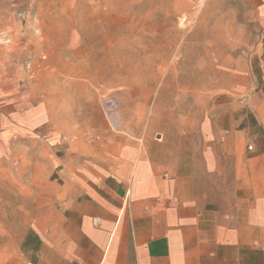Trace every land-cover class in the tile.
Masks as SVG:
<instances>
[{"label":"crops","instance_id":"crops-1","mask_svg":"<svg viewBox=\"0 0 264 264\" xmlns=\"http://www.w3.org/2000/svg\"><path fill=\"white\" fill-rule=\"evenodd\" d=\"M18 31L0 27V157L31 166L32 215L0 264H264V83L230 87L169 147L73 120Z\"/></svg>","mask_w":264,"mask_h":264},{"label":"rangeland","instance_id":"rangeland-1","mask_svg":"<svg viewBox=\"0 0 264 264\" xmlns=\"http://www.w3.org/2000/svg\"><path fill=\"white\" fill-rule=\"evenodd\" d=\"M247 4L0 0V27L34 41L41 62L50 56L53 95L70 103L73 120L102 118L113 133L146 131L170 147L179 122L197 120L230 87L264 83V18L248 15ZM30 167L0 157V250L32 215Z\"/></svg>","mask_w":264,"mask_h":264},{"label":"built area","instance_id":"built-area-1","mask_svg":"<svg viewBox=\"0 0 264 264\" xmlns=\"http://www.w3.org/2000/svg\"><path fill=\"white\" fill-rule=\"evenodd\" d=\"M105 112H106L107 114H110L111 110H110V108H109L108 106L105 107ZM248 149L250 150L251 147H248Z\"/></svg>","mask_w":264,"mask_h":264}]
</instances>
